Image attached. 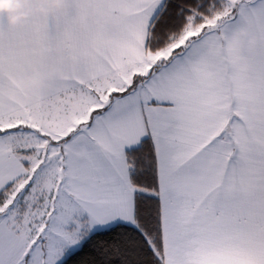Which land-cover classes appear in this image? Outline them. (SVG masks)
Masks as SVG:
<instances>
[{
  "label": "snow or ice",
  "instance_id": "snow-or-ice-1",
  "mask_svg": "<svg viewBox=\"0 0 264 264\" xmlns=\"http://www.w3.org/2000/svg\"><path fill=\"white\" fill-rule=\"evenodd\" d=\"M17 3L0 264H264V0Z\"/></svg>",
  "mask_w": 264,
  "mask_h": 264
},
{
  "label": "clouds",
  "instance_id": "clouds-1",
  "mask_svg": "<svg viewBox=\"0 0 264 264\" xmlns=\"http://www.w3.org/2000/svg\"><path fill=\"white\" fill-rule=\"evenodd\" d=\"M18 7L17 0H0V12H8ZM16 17L11 18V22H15Z\"/></svg>",
  "mask_w": 264,
  "mask_h": 264
}]
</instances>
